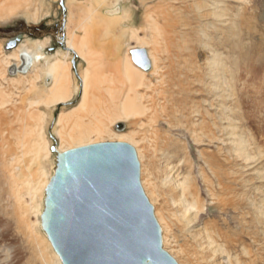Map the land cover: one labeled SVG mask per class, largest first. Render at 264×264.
<instances>
[{"label": "rangeland", "instance_id": "obj_1", "mask_svg": "<svg viewBox=\"0 0 264 264\" xmlns=\"http://www.w3.org/2000/svg\"><path fill=\"white\" fill-rule=\"evenodd\" d=\"M60 1L0 0V264H60L39 225L46 197L40 173L50 180L57 165L51 136L60 146L58 118L80 106L87 70L94 82L111 65L123 66L126 57L137 66L131 52L140 49L133 32L151 42L145 51L155 53L161 68L158 75L147 74L151 90H142L152 97V110L138 119L144 126L130 120L122 132L118 124L108 127L141 140L130 145L155 217L160 224L156 212L161 210L160 227H168L162 232L168 241L164 249L178 264H189L186 257L190 264H210L199 237L207 229L229 239L231 264H264V0H65L64 36L85 45L75 62L58 43L62 35L55 36L62 21ZM154 24L159 30L153 31ZM44 40L49 41L40 51L44 57L18 74L10 54L21 44ZM221 53L227 71L223 80L220 76L222 90L210 67L215 58L223 59ZM55 62L70 64L75 92L67 104L48 106L52 80L46 70ZM166 166L198 190L205 214L194 224L187 225L172 202ZM219 181L226 184V206L212 195L221 192ZM148 184L155 187L157 203Z\"/></svg>", "mask_w": 264, "mask_h": 264}, {"label": "water", "instance_id": "obj_2", "mask_svg": "<svg viewBox=\"0 0 264 264\" xmlns=\"http://www.w3.org/2000/svg\"><path fill=\"white\" fill-rule=\"evenodd\" d=\"M60 5L62 21L55 36L62 35L58 43L64 48L65 0ZM145 52L135 50L132 55L147 70L151 63ZM52 151L57 153L56 145ZM140 168L135 149L126 143L59 153L42 222L63 264H178L163 249L162 230L143 190Z\"/></svg>", "mask_w": 264, "mask_h": 264}, {"label": "bare ground", "instance_id": "obj_3", "mask_svg": "<svg viewBox=\"0 0 264 264\" xmlns=\"http://www.w3.org/2000/svg\"><path fill=\"white\" fill-rule=\"evenodd\" d=\"M67 24L68 23H67V14H66L65 29H67V27H66ZM153 26L155 27V29H153V27H151V29H153V31L156 29L159 30V28L157 27V24L156 25L154 24ZM130 36L134 40L138 41V45H136L137 46L136 48H138V49L147 50L148 44L151 45V42H146L147 40L142 41L141 39H139L137 33L133 32ZM61 37H60V41L62 40ZM63 37L65 38V41L63 42V44H64L63 49L67 50L68 52H70L74 55L73 61L75 62L77 57H80L82 55L81 47L85 46L84 42L83 41L79 42L77 40V38H70V40H69V37L67 38V34L65 36L63 35ZM48 42H49L48 40H44V41H37V42L31 43V44H21L15 51H13L10 54L9 57L13 58L15 61H17V63L15 64V68H16L17 72H20L18 74L28 73L30 67L37 64L44 57V55L42 53H40V51L46 47ZM152 42H154V41H152ZM206 43H207V41H206ZM153 47H155V46H153ZM220 55L223 56L222 53ZM131 56H132L133 62L138 67L135 66L131 62V59L129 57H126V59L123 63V66H121L122 63L118 64L116 66L111 65L110 67H112V68L110 69V71L107 72V75L104 74L103 76L98 77L97 81L93 82V78L91 77L90 71H88V70L85 72V75L81 77V92H80L81 93V104H80V106L78 108L76 107L77 109H75L71 113H69L67 115L59 116V118H58L57 123H58V125L62 126V129L57 134L58 137L60 138V146H58L57 143L55 144V142L53 145V147L55 145L57 146V153L58 154L55 153L56 164H57V158H58L59 153L63 154L65 152L72 150V149H75V148L90 146V145H94V144H101L103 142V141L98 140V139H96V141H95L93 139L94 136H96L102 140H106V141L108 140L111 143H117V142L118 143H125L126 142V144L129 143V145L132 143L133 144L137 143V142H135L136 141L135 140L136 133H130L127 135H126V133L125 134L124 133L123 134H115L112 130H110V128L108 126H115L117 124L118 125L124 124L126 121H130V120H133L132 124H134L136 126L137 125L138 126H144V123L142 122V120L139 121L138 119L146 117L147 113L150 110H152V108L149 106V104L150 103L153 104V102H152L153 100H152L151 96H148L142 90H146V91L151 90V88H152L151 84H150V82H147V80H149V79H147V74L149 73V74H153V75H156V74L158 75L161 68L158 65V61H157V57H156L155 53L150 51V50L145 52V56L146 57L148 56L147 60L149 61V63H151L150 68L147 70L141 68L134 61L132 52H131ZM216 56H218V55H216ZM221 58L220 57L215 58L216 64H211V66H210L212 71H213L212 74H214V77L218 81L217 87H219V89H221L220 86L222 85L221 80H223L222 76H223V71H224V64L222 61V60H224V56H223V59H221ZM6 62H7L8 67H11L12 62H10V60L9 61L7 60ZM220 67H222V68H220ZM95 69L96 68H94V70ZM219 70H221V71L219 72ZM190 71H192V70H190ZM224 72H227V71H224ZM194 73L195 72L193 71V74ZM46 75H47V77L51 78V80H52V87L50 88V95H49L50 99L48 100V102L46 101V104L48 106L52 105V104L60 106V105L67 104L68 102H70L72 97H73V94L75 92V91L73 92V90H72L73 83L71 80L70 64H66L64 62L51 63L47 67ZM220 76H221V80H220ZM193 78H191L192 80H190V78H189V80L193 81L195 79V78L194 79ZM185 81L186 80H184L183 83H185ZM214 81H215V79H214ZM201 82L202 81H200V83ZM197 83H199V82H197ZM224 84H225V82H224ZM189 86H191V85H189ZM182 90H185V89H182ZM36 104H37V102H36ZM162 110H164V108H162ZM202 117L200 119H202ZM153 120H155V119L153 118L152 120H150V122H153ZM107 122H108V124H107ZM153 124H155V123H153ZM177 126H180V124H178ZM171 127L173 128L174 126H171ZM236 128H234V131ZM119 131L122 132L123 130H119ZM231 136L236 137L237 134H234V132H232ZM140 141L141 140L139 139V142ZM98 142H101V143H98ZM139 142L137 144H139ZM235 142L237 143L235 147L238 151V155H239L238 157H240L241 150L238 147H241V145L238 144V139H237V141L235 139ZM103 143H108V142H103ZM45 147H47V145ZM43 149H44V147H43ZM33 154L36 156L37 162L39 160H41L40 159L41 155H42L41 150L33 151ZM136 154H137V152H136ZM137 158H138V155H137ZM141 158H142V156H141ZM138 160H139V158H138ZM140 161H141V159H140ZM56 169H57V165H56V168L54 170V175H55ZM140 170H141V168H140ZM172 170H173V167H170V166L165 167V173H166L165 184L166 185L168 184L170 191H171L170 193H172V196H173L172 202L179 209V212L182 215V219L187 223V225L194 224L199 219V215L204 213V211H205V209L199 204L198 190H196L195 188L192 187V185H190L187 177L183 178V179H181V178L179 179L178 175L174 177V175H172ZM40 175L42 177L44 176V180L42 182V185L46 189V197H47V188H48L52 178L49 180L48 175L45 171L41 172ZM147 178H148V176H147ZM204 181H207V180L205 179ZM222 181H223V179H222ZM141 184H143V183L141 182ZM145 186L147 188V185H145ZM220 186L222 188V190H220L221 192H217V194L212 193V195H213V197L214 196L216 198L218 197L217 198L218 202L222 203L223 206H226L227 205V202L225 200L226 193L223 191V189H225L227 191L226 184L223 185V183L220 182ZM147 190H148L150 197L152 198V201H154V203H157L158 202V196L156 194L155 187L151 184H148ZM228 190H229V188H228ZM209 192H211V191H209ZM46 197H45V203H46ZM44 211H45V206H44L43 212L40 215L41 216V222H39V225H40L42 231L44 232L47 241H49L47 243H51V244H49V246L51 245V247H52L51 249H53V251H55L56 258L59 260L60 264H63L59 254L56 252L52 242L50 241L48 234L44 230L43 222H42V216L44 214ZM154 214H155V212H154ZM156 216L157 217L159 216L158 219L160 221V224L162 225V221H164V220L162 217L163 214H161V210H159V211L157 210ZM158 224H159V222H158ZM167 228L168 227L166 225L161 226L162 232L167 231ZM202 233L203 234H200L199 237H200V240L204 241L201 244V247L203 248V253H204L203 255H204L205 261H208L210 264H223V261L225 260L228 264H231L230 254L228 253V251L226 249L227 247L225 246L226 245L225 243L229 239L228 240L225 239V237H222L221 234H219L217 231L210 232L207 229H204ZM162 239H163V244L168 245L167 244L168 241H167L165 236L163 237V234H162ZM163 249H164V247H163ZM248 252H249V250H248ZM178 253H182V251L179 250ZM251 257H253V256L251 255ZM259 257H260V255H259ZM255 259H253V261ZM186 262H189V264H190L191 261H190L189 257H186Z\"/></svg>", "mask_w": 264, "mask_h": 264}]
</instances>
